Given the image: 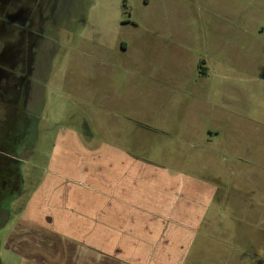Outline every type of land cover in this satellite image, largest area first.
<instances>
[{
  "label": "rangeland",
  "instance_id": "obj_1",
  "mask_svg": "<svg viewBox=\"0 0 264 264\" xmlns=\"http://www.w3.org/2000/svg\"><path fill=\"white\" fill-rule=\"evenodd\" d=\"M71 1L21 6L54 23L49 39L34 27L51 65L31 160L37 200L0 232L5 264L115 262L81 250L61 222L68 182L49 162L78 125L84 143L218 186L182 264H264V0Z\"/></svg>",
  "mask_w": 264,
  "mask_h": 264
},
{
  "label": "crops",
  "instance_id": "obj_2",
  "mask_svg": "<svg viewBox=\"0 0 264 264\" xmlns=\"http://www.w3.org/2000/svg\"><path fill=\"white\" fill-rule=\"evenodd\" d=\"M72 129L49 162L68 182L61 222L71 236L75 228L81 233L72 243L100 260L115 256L111 264H182L218 186L159 171L116 145L84 143ZM46 221L54 222L51 215Z\"/></svg>",
  "mask_w": 264,
  "mask_h": 264
},
{
  "label": "flooded vegetation",
  "instance_id": "obj_3",
  "mask_svg": "<svg viewBox=\"0 0 264 264\" xmlns=\"http://www.w3.org/2000/svg\"><path fill=\"white\" fill-rule=\"evenodd\" d=\"M32 1L36 4L54 2V11L62 2ZM23 4V0H0V232L17 212L27 209L37 194L38 180L31 160L39 114L45 104L43 80L51 66L49 53L45 56L48 63L44 57L39 59L43 55L40 53L42 44L33 38L41 37L42 31L44 39H49L53 19H36L34 23L32 14L29 16L32 8L21 17ZM37 21L42 26L40 32L36 28ZM2 251L0 239V264H5Z\"/></svg>",
  "mask_w": 264,
  "mask_h": 264
}]
</instances>
